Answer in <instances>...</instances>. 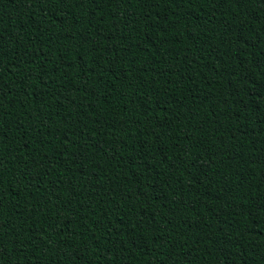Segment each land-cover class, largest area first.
<instances>
[{"label": "trees", "instance_id": "obj_1", "mask_svg": "<svg viewBox=\"0 0 264 264\" xmlns=\"http://www.w3.org/2000/svg\"><path fill=\"white\" fill-rule=\"evenodd\" d=\"M0 264H264V0H0Z\"/></svg>", "mask_w": 264, "mask_h": 264}]
</instances>
